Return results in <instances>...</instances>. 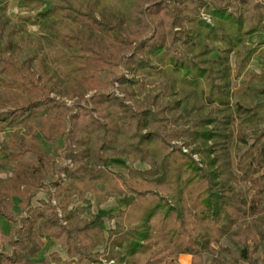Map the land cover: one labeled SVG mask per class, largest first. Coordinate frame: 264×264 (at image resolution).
Returning a JSON list of instances; mask_svg holds the SVG:
<instances>
[{"label":"trees","instance_id":"16d2710c","mask_svg":"<svg viewBox=\"0 0 264 264\" xmlns=\"http://www.w3.org/2000/svg\"><path fill=\"white\" fill-rule=\"evenodd\" d=\"M10 1L0 0V132L10 130L0 145L10 173L0 182V264H180L182 254L190 264H264V71L248 70L264 45V5L207 0L186 15V0H22L39 14L15 26ZM27 24L41 54L19 60ZM149 77L159 81L149 87ZM52 93L87 103L69 113ZM58 133L71 164L32 205L53 173L38 134ZM113 156L130 161L126 174L110 168ZM87 194L97 207L110 197L125 205L104 219ZM45 236L67 259L41 257ZM225 237L239 247L231 261Z\"/></svg>","mask_w":264,"mask_h":264},{"label":"rangeland","instance_id":"374dc122","mask_svg":"<svg viewBox=\"0 0 264 264\" xmlns=\"http://www.w3.org/2000/svg\"><path fill=\"white\" fill-rule=\"evenodd\" d=\"M207 0H186V2L183 5V9L186 15H189L195 11H197L199 4L205 3ZM257 2L261 3L264 5V0H256ZM200 15L202 18H204L207 22L210 23V17L204 13V10L201 9L199 11ZM38 12H31L27 9V6L22 3V0H11L9 4V15L12 18V24L15 26H18L21 22L24 21L25 18L29 16L36 17L38 16ZM27 32L31 34V37L27 38V36L24 35V39H19L21 45L23 46V55L19 57V60L26 59L29 56H32L36 53L41 54V52H38L36 45L33 43V37L36 36L37 34V26L27 24L26 25ZM258 37L256 34L250 36L247 39L246 44L247 45H255L257 43ZM222 45L220 43H215L213 44V52L211 53L210 57L215 59L217 57L216 50L222 49ZM230 63L231 66L236 69V58L234 54L230 55ZM248 70L254 71L256 73H259L261 71H264V45H262L256 54L251 58L249 64H248ZM127 77H130L128 73H125ZM241 78H234L233 79V87L237 86V82H239ZM159 81L158 78L156 77H149L147 78V84L149 87L154 86L157 84ZM111 91H113L117 96H121L118 93L117 90V83H113L112 86H110ZM93 92H90L87 97H89ZM52 97H55L57 100L62 101L68 108H69V113L76 112V105L79 103L81 106H85L87 102L84 100H76V99H68L66 97H58L56 96L55 93L51 94ZM91 106V104H89ZM17 133H22L24 134L23 129H18L16 131ZM10 135V130L5 129L4 131L0 132V145L3 141L8 140ZM39 138V146L41 151L49 157V164L51 165V169L53 171L52 174H49L46 177V180L44 181L45 186L38 190L35 193V196L31 200L32 205H37L40 200H46L49 199L52 196L53 190L48 186V182L55 180V179H64V174H59L58 169L64 165L68 164L70 165V162H65L62 160V148L64 145L63 142V137L60 135V133L56 134L53 136V139L51 141H47L46 139L43 138L41 134H38ZM241 148L242 145H240ZM194 158L197 159L196 156ZM27 160H32L31 157H25ZM136 168L139 169H145L147 168V165L141 162H135L133 164ZM109 166L112 170L116 172H120L122 174H126L128 167L130 166V161L126 157H110L109 159ZM6 165H4V162L2 161V157L0 156V182L3 181L5 178L10 176V173L5 169ZM248 185L247 184H240L238 185V189L245 191L247 189ZM102 188V186H100ZM92 204L91 207V212L93 214H96L98 211L102 213L104 216V219L106 215L108 214H116L119 212V210L124 208V200L122 197H110L106 202L102 203L99 207L96 206L95 200L92 195L87 194L86 196ZM9 204L14 212H18L19 210V200L16 197H13L10 201ZM80 202L76 199V197L72 198V204L71 208H75L77 205H79ZM83 216L89 218L90 215L84 214ZM113 221H104V229L107 231L109 228L112 227ZM8 229V225L6 224L5 220L0 218V230L3 233H6ZM222 246H226L230 249V253L228 254V259L231 261L235 258V255L237 251L239 250V247H236L232 244V241L229 237H225L222 242ZM98 251H102L103 247H99L97 249ZM52 252H57L62 258L67 259L65 250L57 244H54L52 240L48 238V236H45L44 238V246L41 250V257L44 258L46 261L49 262V254ZM184 255V254H182ZM180 255V256H182ZM179 256V258H180ZM189 258L190 263H191V256L186 255ZM104 264H113V261H106L105 259H100ZM210 260H207L206 264H209ZM180 264L183 263V259L181 261L179 260Z\"/></svg>","mask_w":264,"mask_h":264},{"label":"crops","instance_id":"0c3cea01","mask_svg":"<svg viewBox=\"0 0 264 264\" xmlns=\"http://www.w3.org/2000/svg\"><path fill=\"white\" fill-rule=\"evenodd\" d=\"M187 257L188 256H186V255H182V256H180L179 260L181 261V259H183L184 264H190V260Z\"/></svg>","mask_w":264,"mask_h":264}]
</instances>
